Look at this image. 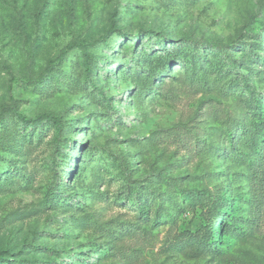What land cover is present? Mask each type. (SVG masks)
I'll return each mask as SVG.
<instances>
[{
  "label": "rangeland",
  "instance_id": "374dc122",
  "mask_svg": "<svg viewBox=\"0 0 264 264\" xmlns=\"http://www.w3.org/2000/svg\"><path fill=\"white\" fill-rule=\"evenodd\" d=\"M0 264H264V0H0Z\"/></svg>",
  "mask_w": 264,
  "mask_h": 264
},
{
  "label": "trees",
  "instance_id": "16d2710c",
  "mask_svg": "<svg viewBox=\"0 0 264 264\" xmlns=\"http://www.w3.org/2000/svg\"><path fill=\"white\" fill-rule=\"evenodd\" d=\"M87 70H90L89 67H87ZM261 102V101H260ZM262 111V110H261ZM17 117L19 118V120L21 121L22 124H30V125H36L38 122L42 121L43 119H47L48 121H50L51 123L57 125V126H60V121L54 117H52L51 115H43V116H40V117H36V118H33V119H30V118H26V116L22 115L21 113H17ZM6 174L8 172V170L5 171ZM9 173V172H8ZM199 195H203L205 192L203 191H200V192H197ZM134 203L137 204V201H135Z\"/></svg>",
  "mask_w": 264,
  "mask_h": 264
}]
</instances>
